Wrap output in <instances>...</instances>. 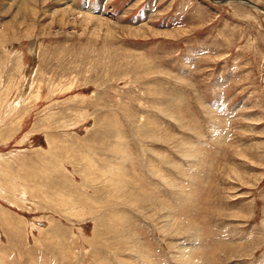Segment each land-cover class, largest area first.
I'll return each mask as SVG.
<instances>
[{
	"label": "rangeland",
	"instance_id": "rangeland-1",
	"mask_svg": "<svg viewBox=\"0 0 264 264\" xmlns=\"http://www.w3.org/2000/svg\"><path fill=\"white\" fill-rule=\"evenodd\" d=\"M0 0V264H264V0Z\"/></svg>",
	"mask_w": 264,
	"mask_h": 264
},
{
	"label": "water",
	"instance_id": "water-1",
	"mask_svg": "<svg viewBox=\"0 0 264 264\" xmlns=\"http://www.w3.org/2000/svg\"><path fill=\"white\" fill-rule=\"evenodd\" d=\"M220 1H221V0H220ZM241 1H245L246 3H250V2H251L250 0H241ZM250 4H252L253 6H257V7H258V5L255 4L254 2H252V3H250ZM260 7L264 9V6H260Z\"/></svg>",
	"mask_w": 264,
	"mask_h": 264
},
{
	"label": "bare ground",
	"instance_id": "bare-ground-1",
	"mask_svg": "<svg viewBox=\"0 0 264 264\" xmlns=\"http://www.w3.org/2000/svg\"><path fill=\"white\" fill-rule=\"evenodd\" d=\"M250 3H252V2H250Z\"/></svg>",
	"mask_w": 264,
	"mask_h": 264
}]
</instances>
